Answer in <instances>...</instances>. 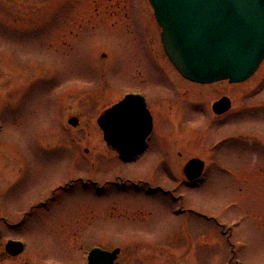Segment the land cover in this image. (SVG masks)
Returning a JSON list of instances; mask_svg holds the SVG:
<instances>
[{"label":"rangeland","instance_id":"obj_1","mask_svg":"<svg viewBox=\"0 0 264 264\" xmlns=\"http://www.w3.org/2000/svg\"><path fill=\"white\" fill-rule=\"evenodd\" d=\"M160 34L149 0H0V216L14 224L0 223V264H87L95 247L120 249L117 264H264V60L236 86L195 87ZM133 91L154 136L124 163L97 120ZM223 96L232 109L214 116ZM192 158L206 172L188 186ZM7 240L26 251L7 258Z\"/></svg>","mask_w":264,"mask_h":264},{"label":"water","instance_id":"obj_2","mask_svg":"<svg viewBox=\"0 0 264 264\" xmlns=\"http://www.w3.org/2000/svg\"><path fill=\"white\" fill-rule=\"evenodd\" d=\"M161 29L164 52L190 82L231 84L248 80L264 60V0H150ZM222 103L214 106L221 112ZM104 141L120 159L138 154L151 131V118L140 97L129 95L99 119ZM203 163L190 161L188 181L202 175ZM24 246L9 242L6 252L18 256ZM120 250L94 249L88 264H114Z\"/></svg>","mask_w":264,"mask_h":264},{"label":"flooded vegetation","instance_id":"obj_3","mask_svg":"<svg viewBox=\"0 0 264 264\" xmlns=\"http://www.w3.org/2000/svg\"><path fill=\"white\" fill-rule=\"evenodd\" d=\"M170 62V61H169ZM172 65V64H171ZM175 70V69H174ZM175 73H176V75H178V79H180V80H182L183 82H186V83H190L191 84V86H198V87H207V86H212V85H201V84H195V83H191V82H189V81H187V80H185L184 78H182L177 72H176V70H175ZM229 85H233V86H236V84H230L229 82H227ZM193 84V85H192ZM138 95L141 99H142V101L144 100V104H145V109H146V111L148 112V114H149V116H150V118H151V131H150V133H149V136L146 138V141H145V147H144V149L139 153V156H140V154L142 153V154H145V153H147V152H149V150H150V148H151V145H150V141L153 139V136H154V128H155V115H154V113H153V111H152V109L150 108V103H149V100H148V97H147V95L146 94H144V92L143 91H133V92H129V93H127V94H125L124 96H123V98L124 97H126V96H128V95ZM219 102H221L222 103V106L220 107V110H221V112H218V111H215L214 110V106L217 104V103H219ZM116 103H118V102H116ZM115 103V104H116ZM114 104V105H115ZM113 106V105H112ZM111 106V107H112ZM110 108V107H109ZM108 108V109H109ZM232 109V102H231V99L229 98V97H226V96H223L222 98H220L218 101H216V102H214L213 104H212V106H211V112L213 113V115L214 116H218V117H221V116H223V115H225V114H227L230 110ZM105 112V111H104ZM103 112V113H104ZM102 113V114H103ZM102 116V115H101ZM100 116V117H101ZM99 117V118H100ZM99 118H98V120H97V125H98V127H99V129H100V131H101V133H102V137H103V131H102V129L100 128V126H99ZM253 141V140H252ZM226 141H220V142H218L216 145H218L217 147H219V145H222L223 143H225ZM232 142H234V143H236V144H234L235 146L237 145V144H239L237 147H240L241 145L242 146H244V145H247V144H243V143H237L236 141H232ZM252 143V142H251ZM215 145V146H216ZM249 147H251V144H249L248 145ZM252 149H250L251 151V153L252 154H255V155H258V153H257V150H256V148H258V144L257 143H252V147H251ZM246 149V148H245ZM108 150L111 152V153H113L115 156H117V154L115 153V151H113L112 149H110V148H108ZM255 150V151H254ZM118 157V156H117ZM194 159H197V158H192V159H190L189 161H187L183 166H182V173H183V171H184V168L186 167V165L190 162V161H192V160H194ZM197 160H200V159H197ZM202 163H203V174H204V172H206V164H205V162L204 161H202V160H200ZM129 162V161H128ZM229 170V169H228ZM230 171V170H229ZM203 176V175H202ZM117 178V180L119 179V177L117 176L116 177ZM201 178H199L198 180H200ZM195 181H197V180H195ZM195 181H191V182H189V181H186L185 183L188 185V186H190L191 184H193ZM105 183H107V185H111V184H114V182H112L111 180L110 181H105ZM140 183H142V182H140ZM139 183V184H140ZM73 184H74V182H70L69 183V185H66V187L65 188H67V187H73ZM93 184H95V185H99L98 183H93ZM122 185L124 184V182L123 183H121ZM143 184L145 185V188H147V187H150V183H148V182H143ZM115 185H117L118 187L120 186V184H115ZM139 187V186H138ZM157 189H160L162 192H165V191H163L162 189H161V187H157ZM46 204L44 203L43 205H42V207L43 206H45ZM191 212H195L193 209L191 210V209H189ZM196 213V212H195ZM198 214V213H197ZM199 216H200V214H198ZM0 223H3L5 226H9V227H14V224H9L8 223V218H6V217H4V216H0ZM9 241H14V240H7V242L5 243V245H4V253H5V255L7 256V258H11V259H16V258H18V257H11V256H9L6 252H5V248H6V245H7V243L9 242ZM16 241V240H15ZM25 244V243H24ZM26 248H27V246L25 245V251H26Z\"/></svg>","mask_w":264,"mask_h":264},{"label":"bare ground","instance_id":"obj_4","mask_svg":"<svg viewBox=\"0 0 264 264\" xmlns=\"http://www.w3.org/2000/svg\"><path fill=\"white\" fill-rule=\"evenodd\" d=\"M21 256V255H20Z\"/></svg>","mask_w":264,"mask_h":264}]
</instances>
